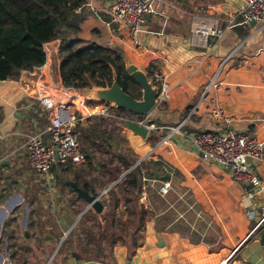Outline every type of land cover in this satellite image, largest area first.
Listing matches in <instances>:
<instances>
[{"label":"crops","instance_id":"0c3cea01","mask_svg":"<svg viewBox=\"0 0 264 264\" xmlns=\"http://www.w3.org/2000/svg\"><path fill=\"white\" fill-rule=\"evenodd\" d=\"M87 1L94 10L84 7L86 19L80 37L87 41L101 42L99 37H96L99 35L97 29L104 28L107 35L116 40L110 44L120 47L125 56L146 72L151 74L153 71H160L169 89V99L158 103L148 115L141 116L147 124L153 125L148 128L145 138L135 134L125 124L119 131L131 144L134 155L142 161L146 153L150 154L151 162L154 163V167L144 163L145 168L141 171L142 189L138 201L147 202L145 189L151 185L149 181L161 184L167 181L170 184L167 193L177 190L180 199H189L193 204L181 207L180 215H185V218L200 216L201 221L196 220L197 224L195 223L197 227L204 220L214 224L209 232L201 229L199 241L196 242L190 241V236L183 235L181 231L163 233L161 246L167 254L163 263L223 264L225 261L226 264L233 259L239 264H264V243L261 242L264 224L256 228L255 234H250L264 212V159L251 162L252 169L259 179L258 186L235 182L221 165L201 161L186 138L188 133L229 127L264 141V26L243 21L241 11L245 0H154L157 11L146 17V23L138 33L143 46L136 47L132 44L126 28L109 23L107 6L111 0ZM229 15L235 17L234 24L226 27V18ZM215 18L223 28L219 38L209 37L207 42H204L193 36L192 30L197 24L208 23ZM107 35L102 34L101 37ZM58 45L59 39L47 42L46 59L42 65L30 70H21L17 79L0 80L1 182L10 177L20 182L26 177L25 167L30 166L25 149L27 136L42 131L47 125L46 115L38 101L33 98V94L38 91L51 94L56 99H71L74 102V107L84 118V122L77 126L78 134L79 126H86L103 134L104 126L99 130L89 125L91 118L102 116L94 113L102 101L62 86L60 59L55 50H58ZM216 72L218 73L215 83L211 85L210 80ZM112 113L115 114L114 110ZM151 120H154V123H149ZM176 127H179L178 130H175ZM149 135L151 137L148 139ZM43 136L47 139L49 134L44 133ZM164 137H168L169 143L162 142ZM105 143L107 142L99 145L104 146ZM110 159L111 166L119 165L120 172L124 169L117 159L115 162L113 158ZM86 160L85 164L80 165L85 168L91 166L86 178L93 179V188L96 191L102 192L113 184L115 180L108 185L103 163L96 166L97 163H92L87 158ZM126 171L119 176L122 178ZM50 173L45 184L52 182L56 185V202L61 207L64 203H60L58 199L66 186L60 188L57 185L56 173L51 170ZM164 174H169L170 177L162 178ZM70 177L71 174L65 181L71 180ZM159 187L157 193L164 196L160 194ZM72 192L75 196L76 192ZM106 194L109 195L108 192ZM74 196L70 198L72 207L74 204L85 203L77 195L79 199L72 202ZM117 197L120 198L118 205L125 207L122 196L118 193ZM58 206L57 211L60 209ZM3 207L4 204H1L0 242L12 247L16 246L15 242H20L26 249L31 247V253L28 252L27 257L32 264L45 262L43 255L36 256L37 246L47 248L53 245V241L58 244L59 230L64 228L67 232L74 227L72 223L65 228L64 218L70 213L63 208L59 212L60 220L51 217L57 223L56 236L45 234L41 240L39 237L33 238L32 233L25 229L21 230V239L15 225L8 223L10 217L13 218L15 214ZM45 210L51 213L46 207ZM250 213L253 214L251 217L248 216ZM45 215L42 216L41 222L45 220ZM52 229L50 225L44 227L46 231ZM175 246L183 251H179L180 259L174 262L171 252ZM210 246L214 248L209 250ZM115 248V260L118 263L125 255L126 245H117ZM3 259L10 262L8 258L0 257V264H4ZM77 262L86 264L95 261Z\"/></svg>","mask_w":264,"mask_h":264},{"label":"trees","instance_id":"16d2710c","mask_svg":"<svg viewBox=\"0 0 264 264\" xmlns=\"http://www.w3.org/2000/svg\"><path fill=\"white\" fill-rule=\"evenodd\" d=\"M85 2L86 0H0V80L17 79L21 70L42 65L46 59L43 44L59 39L57 54L60 59L59 72L63 87L83 93L84 88L88 86H104L111 83L114 70L122 89L133 97L140 98V87L125 71L124 51L117 45L87 41L80 37L86 19L83 6ZM146 73L149 76V73ZM112 108L115 116L96 117L104 126L103 140L95 139L98 131H92L86 126L78 127L81 148L87 159H90L93 145L114 138L121 126L131 120L128 115L134 114L123 108ZM149 123H154V120ZM150 137L149 135L148 139ZM104 147L109 156L113 157L114 154L109 152V144L105 143ZM115 157L125 170L136 161L135 157L121 152L115 154ZM110 164V160L103 163V169L107 180L112 182L121 172L119 165ZM90 169V165L88 168L75 167L68 162L55 163L51 171L56 173L57 185L60 188L66 186L73 191L65 183L67 178L65 174L70 173L72 177L69 179L84 190H89L94 187L93 179L86 178ZM141 189V170L136 165L108 189L107 210L98 214L89 208L83 213L84 219L89 218L93 221V226H86L84 220L80 218L77 227H73L60 244L54 260L66 252L78 261L116 264L112 251L119 245V241L125 242L127 259H131L139 246L135 231L142 224L146 213L145 208L138 204ZM118 193L125 205L124 217L117 212L120 201ZM78 199L75 195L71 201L75 202ZM127 203H132L131 207L127 206ZM83 208L84 206H81V210ZM44 212L45 208L38 211V229L43 236L45 234L56 236V223L51 219L50 213ZM43 215L45 220L41 222ZM131 216L136 225L129 226ZM46 225L53 229L44 230ZM37 248L43 251L41 246ZM27 252L31 253V247H27Z\"/></svg>","mask_w":264,"mask_h":264},{"label":"built area","instance_id":"2783aa9c","mask_svg":"<svg viewBox=\"0 0 264 264\" xmlns=\"http://www.w3.org/2000/svg\"><path fill=\"white\" fill-rule=\"evenodd\" d=\"M83 6L94 10L87 0ZM156 11L154 0H111L107 6L109 23H115L126 28L132 44L136 47L143 46L138 33L145 25L146 17ZM241 17L246 23L255 21L264 26V0H245ZM234 18L233 15L226 18V27L234 24ZM218 21L215 18L211 22L197 24L192 30L193 36L204 42H207L209 37L219 38L223 33V28L219 26ZM46 44L47 42L43 44L44 51ZM55 50L57 51V48ZM214 76L210 80L211 85L215 83ZM148 77L158 86V103L169 99V89L162 73L156 70ZM33 98L38 101L42 112L46 115L47 125L42 131L27 136L25 149L31 169L48 181L50 170L55 163L66 164L70 162L72 165L78 166L86 162V154L82 151L77 131V126L84 122V118L80 116L71 99H56L44 91L34 93ZM112 107L110 103L102 102L95 108L94 113L102 116H113ZM137 122L146 125L148 128L153 126L147 124L144 119L137 120ZM178 128L176 127L175 130ZM44 133L49 134L47 139L44 138ZM186 138L201 161L221 165L230 173L231 179L235 182L252 184L253 186L259 185V179L248 159L254 161L264 159V141L260 138L248 133L236 132L229 127L188 133ZM162 142L169 143L168 137H164ZM169 188V182H163L159 187L160 194L165 195ZM142 195L144 196V193ZM263 224L264 212L250 234Z\"/></svg>","mask_w":264,"mask_h":264},{"label":"rangeland","instance_id":"374dc122","mask_svg":"<svg viewBox=\"0 0 264 264\" xmlns=\"http://www.w3.org/2000/svg\"><path fill=\"white\" fill-rule=\"evenodd\" d=\"M97 30H99L98 31L99 35L96 37H99V41L106 44H110L116 41L114 37H112L111 35H107L106 33L107 30H104V28L102 29L101 27ZM86 33L87 32H85V34ZM102 34L107 35V37H101ZM148 73L150 75V72ZM216 77L217 74L214 76V78L216 79ZM80 94L85 95L83 93ZM64 99H66V97ZM128 117L129 119L135 121L142 119L140 115H135V114H131L130 116L128 115ZM100 121L97 118L95 119L91 118V122L89 123V125H91L93 128L95 127V128H99V130L100 129L102 130L103 124ZM96 135L97 136H95V139H97L98 141L103 140V136L101 135V133ZM79 141L80 144L82 145L80 138ZM107 144H109V152L113 154H117L119 152L125 153L131 157H135L136 161L140 158L134 155V151L131 144L121 133L117 134L115 138L109 139L107 141ZM91 151L92 153H91L90 161L92 163H97L96 166H99L102 163L111 160L110 158H113L114 161L113 160L112 161L115 162L116 159L115 155L113 157L108 156L107 154L108 151H106L105 147L102 145L101 146L99 144L93 145ZM150 158H151L150 154L146 153L144 159L137 165L141 171L145 168L146 163L147 164L149 163L152 167H154V163L151 162ZM248 162L251 163L252 160L248 159ZM205 163H213V162H205ZM82 166L83 165H80L78 167H82ZM25 168L26 171L24 172V174L26 175V177L20 180V182L13 180L11 177L3 182H1L0 180V205L4 204L3 208L7 209L8 212L15 214L13 215V218L10 217V221H8V223L11 224L13 223L15 225L21 239H23V234L21 230H25V229L29 230L32 233L33 238L39 237L41 238V240L43 239V234L38 229L39 220L37 219V215H38V211L40 209H44L45 207L48 208V210H50L51 217L54 219L57 218L58 220H60L59 212H61L63 208L69 211L70 215L67 216V218L66 217L64 218L65 228L66 226H68L69 224L71 225L72 223H74L73 224L74 227H77V222L80 218L84 220L86 226H93V221L89 218L84 219L83 216H81L77 221H75L77 216L82 211L81 206L85 207L87 205L86 202L74 204L75 206L72 207L70 198L74 196L75 193L70 191L69 188L65 187L62 190V193L59 195L60 198L58 199L59 202L64 203V205H61V207L58 206L59 204H57L56 202L58 198L56 196L58 194L56 185L52 184V182H50V184H45L46 182L45 178L39 176L33 169H31L30 166ZM125 171H126L125 169L121 170L120 175ZM50 175L52 174L50 173ZM65 176L67 177L70 176V173H66ZM51 180L53 181V177ZM149 182L151 185H149L145 189L148 196L147 202L142 203L138 201V204H141L145 208L146 213L144 215L142 224L135 231V236L138 239V243H139V246L135 251V256H133V258L129 260L127 259V254L125 252L123 259L119 260V262L116 264H164L163 259H165L167 254L165 253V248L161 245H158V236L162 237L163 233H169V232L179 233L181 231L183 235H187L188 237L190 236V241L196 242L199 241L198 236L201 235L202 232L201 229H203L204 232L205 231L209 232L210 228L214 226V224L204 220L200 223L199 227H197L196 220L201 221L200 216L193 215V217L188 216V218H185L186 217L185 215H180L181 207H184L185 205L186 207H188L189 204L193 205L191 202H189V199H180L179 195L177 194L178 193L177 190H176L177 193L170 191L166 195L160 196L157 193V189L162 184L160 182H152V181ZM111 183L112 182L108 181V185ZM106 193H104L100 198L104 205L103 211L109 208V195H107ZM146 203L147 206H145ZM131 205L132 203H127V206L131 207ZM57 206L60 208L59 211H57ZM91 209L93 210V208ZM117 212L122 217L126 215L125 207H123L121 204L118 205ZM252 215H253L252 213L248 214L249 217H251ZM3 218L4 216L1 218V220ZM134 224L136 225V222L134 221L133 216H131L129 226ZM63 229L64 228H61V230H59V233L57 234L59 240L66 233V230ZM255 233L256 232H253L252 234ZM59 240H57L58 243ZM15 244L16 246L12 247V246H6L4 242L1 243L2 246H1L0 257L8 258L10 261V262L7 261L5 262L3 259V263L32 264L30 262L31 260H29V258L27 257L28 252L26 246H24L20 242H15ZM118 244L124 245L125 242L119 241ZM56 245L57 242L53 241L52 246H49L47 248L43 247L42 248L43 253L41 252V250L36 249L37 252L36 256L43 255V260L45 261L44 262L45 264L46 261L50 258V256L54 252ZM212 248L214 247L213 246L208 247L209 250ZM115 250L116 248L114 247L112 251L114 257L116 256ZM172 250H173L171 252L172 259L174 260V262L178 261L180 259L179 251H183V250H180V248L178 249V246H175V248H172ZM56 252L53 254L48 264H79V262H77L78 260L73 259L70 256V254L66 252H63L59 257H57V259L54 260ZM175 263L178 264V262ZM86 264H105V263L88 262ZM183 264H190V263L188 262ZM226 264H239V263L236 260L233 261V259H230L229 261L226 262Z\"/></svg>","mask_w":264,"mask_h":264},{"label":"water","instance_id":"95a60500","mask_svg":"<svg viewBox=\"0 0 264 264\" xmlns=\"http://www.w3.org/2000/svg\"><path fill=\"white\" fill-rule=\"evenodd\" d=\"M250 24L254 25L256 24V22L251 21ZM123 61H124V67L126 73L140 87V91H141L140 98H135L122 89V87L119 85L117 81V76L114 70H112V80L110 84H106L104 86H98V85L88 86L84 88L83 94H85V96H88L89 98L98 101L108 102L113 107L123 108L125 110L131 111L136 115H140V116L148 115L157 106L158 86L152 82V80L148 77L146 71L143 70L132 59L124 55ZM125 125L135 134H138L143 138H145L148 133V127L146 125L139 124L135 120H129L126 122ZM140 161L141 159L137 160L127 171H129L137 164H139ZM161 177L168 179L170 175L164 174ZM120 178L121 176H119L113 182V184H115V182L118 181ZM65 182L76 192V195L79 198L83 199L87 203L86 207L78 215L75 221H77L88 208H93V210L97 213L102 212L104 205L100 198L113 185L111 184L108 187H106V189L103 190L102 192H98L93 187H91L89 191L84 190L80 186H78L74 181L71 180H66ZM70 229H68L67 232L60 239L54 252L50 256L46 264H48L53 254L56 252V250L58 249V247L60 246V244L66 237L67 233L70 231ZM261 242L264 243V228L261 234ZM158 244L159 245L162 244V240L160 236H158ZM224 263L225 261L223 262V264Z\"/></svg>","mask_w":264,"mask_h":264}]
</instances>
